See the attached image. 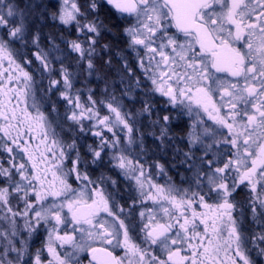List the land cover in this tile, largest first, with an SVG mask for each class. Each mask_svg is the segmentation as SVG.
I'll list each match as a JSON object with an SVG mask.
<instances>
[{
  "label": "snow or ice",
  "instance_id": "6c2138e0",
  "mask_svg": "<svg viewBox=\"0 0 264 264\" xmlns=\"http://www.w3.org/2000/svg\"><path fill=\"white\" fill-rule=\"evenodd\" d=\"M31 15L22 0H0V211L10 225L0 230V264H22L26 254V264H81L78 252L90 253L89 264H254L249 242L264 255V231L249 237L241 220L247 213L264 220V0H59L52 17L75 29L66 44L82 70L92 74L102 55L106 67L113 56L123 62L121 98L106 87L105 100L75 87L70 66L53 55L54 38L51 49L40 46ZM106 33L122 35L125 47L101 46ZM133 91L146 97L136 112L122 103ZM173 111L190 121L187 150H175L191 173L187 189L154 182L151 169L165 167L147 164L137 137V117H154L158 147L169 146ZM119 178L138 193L133 208L139 200L159 210L139 213L142 235L122 218ZM242 188L247 198L237 201ZM17 217L29 238L46 233L34 254L16 239Z\"/></svg>",
  "mask_w": 264,
  "mask_h": 264
},
{
  "label": "flooded vegetation",
  "instance_id": "af4514ba",
  "mask_svg": "<svg viewBox=\"0 0 264 264\" xmlns=\"http://www.w3.org/2000/svg\"><path fill=\"white\" fill-rule=\"evenodd\" d=\"M28 0H26L27 2ZM24 4V0H22ZM45 1L41 0L40 4H44ZM47 4H51L49 1ZM40 9H37L38 12H36V15H38L37 18L42 20L44 14H41ZM51 13V11H50ZM50 13H48L50 15ZM29 23H35L34 20H28ZM45 21V20H44ZM48 22V21H47ZM41 24L40 27H35L34 30L39 31L41 34L40 39L43 43H51L49 40V37L54 38V43L58 46H65L68 47L66 44V41H70L73 39H76V31L74 28L66 27L62 25L58 20L52 22ZM123 23H121V27H123ZM52 33L51 35L47 34V32ZM113 36V35H112ZM121 37L125 38L121 35ZM255 39V38H254ZM70 54V57H72L74 62H76V53ZM127 58L129 61H132L135 63V54L132 53L130 50L127 52ZM134 70L137 73L140 74L138 67L136 66ZM88 75V72H87ZM90 86L92 84V81L89 82ZM157 109H159L160 104H157ZM58 109H60L62 106L61 104H57ZM174 117L171 131L169 133V136L172 137L171 144L165 148H159V140L156 139V137L159 136V129L158 127H154L151 124V119H154V117L151 118H144V119H138L137 120V128L139 129V132L137 133L138 139L143 138V144L145 152L143 154V159L147 162V164H153L154 161H159L160 164L164 165L165 167V174H160L159 169L153 167L151 169L154 182L160 185H166L167 183L171 182L173 183L177 188L180 189H187L189 187L188 180L191 177V173L185 171V167L182 166L179 163L180 157L176 155V149L179 148L181 150L186 151L187 150V138H186V129L189 124V119L187 116L183 117H177L176 112L171 113ZM95 138L89 134L86 138L87 143H92ZM81 142H84L83 140ZM134 153L138 152L139 149H133ZM199 155V153H197ZM2 159V158H0ZM7 166V164H5ZM105 171H107L105 169ZM109 175H113L115 178L114 173H108ZM99 175V172H95L92 174V178L95 179L96 176ZM76 183L73 182V187H76ZM111 190V189H110ZM138 197V193L134 191V185L130 187V182L119 178V191L116 193V201L117 204L120 206H123L125 209V215L122 216V218L125 219L126 223H131V225L136 226L137 234L139 233V225L141 224V217L139 213L141 212V208L148 212V209H152L153 212H158L159 210L157 207L151 202L147 201L143 204L137 200V203L135 207H132L133 200L132 198ZM247 198V189H240L238 190V193L236 194V200L237 201H243ZM130 213V215H129ZM148 213L145 214L147 217ZM109 221H111L110 217H106ZM241 220L243 222L246 234L250 237L254 234H259L262 231H264V220H254L251 213H247L245 216L241 217ZM144 222L146 223L147 220L145 219ZM142 235V234H140ZM77 241L80 242V237L77 234ZM87 243H91V241H87ZM115 243V242H114ZM252 244L253 247L257 248L252 242H249V244ZM93 247H98L99 245H92ZM264 246V245H262ZM40 247L39 242H36L35 246L31 250H36ZM250 249V248H249ZM70 250V249H69ZM110 251H113V254L117 257H123L124 256V250L119 247L109 248ZM157 255H160L161 258L166 259V253L161 252L159 250H155ZM249 255L251 259L253 260L254 264H264V255H261L258 250H251L249 251ZM91 256L89 252H84L83 256L79 255V260L81 264H89Z\"/></svg>",
  "mask_w": 264,
  "mask_h": 264
},
{
  "label": "rangeland",
  "instance_id": "374dc122",
  "mask_svg": "<svg viewBox=\"0 0 264 264\" xmlns=\"http://www.w3.org/2000/svg\"><path fill=\"white\" fill-rule=\"evenodd\" d=\"M40 1L41 0H28L26 2V0H24V4L32 6V15L28 17V20H30V21L34 20L35 21V27H37V25H38V27H40L41 24H46L47 21H48L47 23L54 22L55 20L52 17V13L55 12L57 10V8L59 7V0H44L45 1L44 4H40ZM49 1L51 2L50 5L47 4ZM84 1L85 0H80V3L84 4ZM37 5H39V7H36ZM37 9H40L39 10L40 13L44 14L43 23H42L41 19L37 18L38 17V15H36V12H38ZM50 11H51V13H50ZM48 13H50V15ZM33 31L35 32L34 29H33ZM47 34L51 35L52 33H50V31H49V32H47ZM40 36H41V34H40ZM40 46L47 50V49H51L52 44L48 43V42L45 44L41 40ZM29 47L32 48L31 44H29ZM58 48L60 49V51L59 52H53V55L54 56H59L60 59H63L65 66H70L69 70L74 73V81L76 82L75 83V87L80 89L81 91H83L85 93V96H86L88 94L89 88H87V87L84 88L86 83H84L82 77L79 78V74L85 75L89 82H90V80H92V74L88 73V75H87V71L82 70L81 67L78 66L77 62H76L75 65H74V63L73 64L69 63V60H74L72 57H70V54L71 53L73 55H75V54L73 52H70L68 47L58 46ZM20 50H21L22 53H27L28 52V49H25V48H21ZM32 51H35V49L32 48ZM67 57H70L72 59H68ZM129 63L131 65V67L134 69L135 63H133L132 61H129ZM55 67L56 68L60 67L58 62L55 63ZM35 68H36V65L33 64V66L29 69V71H33L34 75L36 76V79L39 80L40 79L39 72L36 71ZM138 70H139V72L141 74V70L139 68H138ZM140 74L137 73V76H139ZM116 75L119 78L116 81V83L114 82L112 84L113 86L111 88L108 86V88H109L108 89V93L109 94H113V92H114V94H115V96L117 98H121L122 89L124 87V85H122L120 83L122 77L125 80V84L127 83V76L122 71V64H121V71L117 70ZM43 83H44V86H47V80H45ZM92 92L94 93L93 90H92ZM94 94H95L94 95V99H97V100H105L106 99L103 91L102 92L100 91L99 93H94ZM57 98H58V93L57 94H53L52 97H51L52 101L57 100ZM142 98H146V97H143V94L142 93H138L137 91H133L128 96H123L122 97V103L125 106V110L132 111V112L138 111L142 107V104L140 102ZM156 103L160 104L159 103V97L156 98ZM59 104H61V106H62L59 109V112L61 113V116H62L63 113H64V107L65 106H64L63 102H61ZM105 113H106V109L104 110V112H102V114H105ZM144 118H146V117L138 116L137 120L138 119H144ZM189 123H190V121H189ZM106 134L107 135H111L110 133H106ZM15 204H16V202L13 201V206L14 207H15ZM140 211H144V210L141 208ZM144 212H145V214L148 213L147 210L144 211ZM4 215H5V212L4 211H0V230H3L5 228H9L10 227L9 222L3 218ZM16 228H17V230L19 232V235L16 237V239L17 240L26 239L28 241V252L29 253H32V254L35 253L36 250H31V249H33V247L35 246L36 242H39V244H40L39 248H41L43 246V244L45 242V239H46V233L43 231V229H41L39 233L33 234L29 238L28 233L26 231H24V219L21 218V217H17L16 218ZM85 242H87V238L86 237H85V240H83V241L81 240L80 241V243H85ZM3 243L4 242L2 240H0V251L3 250ZM17 247H19V245H17ZM248 248H250L251 250H258V248L253 247V245L251 243L250 244L248 243ZM44 255L47 258V252L46 251H45ZM77 255H78V257H79V255L83 256L84 252H78ZM15 258H16V253H11L10 256L8 257V259H12V260H15ZM29 258L30 257L26 254L25 257H24V262H22V264H26V262L29 260Z\"/></svg>",
  "mask_w": 264,
  "mask_h": 264
},
{
  "label": "trees",
  "instance_id": "16d2710c",
  "mask_svg": "<svg viewBox=\"0 0 264 264\" xmlns=\"http://www.w3.org/2000/svg\"><path fill=\"white\" fill-rule=\"evenodd\" d=\"M85 3V1H84ZM102 15H107L106 13H103ZM35 22V21H34ZM117 22L115 20V18H110L106 20V23H115ZM105 43H109L113 45V52H115V50L117 48H124L125 47V41L121 36H112V34L106 33L104 34V36L102 37L101 41H100V45L102 46ZM99 51V48H98ZM127 56V53H126ZM68 59H72L70 57H67ZM109 57L107 55H102V56H97V58L94 60V63L96 65V69L95 72H92V84L90 86L88 79L86 78L85 75H81L79 74V78L82 77L84 83H86V85L84 86V88H89L91 90L94 91V93H99L100 91L104 92L105 88L108 86L111 88L113 85V83L118 80V76L116 75L117 70L121 71V64L123 63L118 57L113 56L112 58V65L111 67H106L105 66V61L108 59ZM70 64L74 65L76 64V62H74L73 60H69ZM78 78V79H79Z\"/></svg>",
  "mask_w": 264,
  "mask_h": 264
}]
</instances>
